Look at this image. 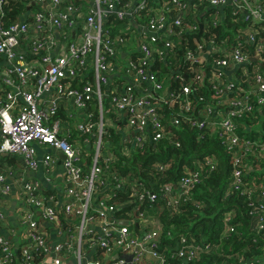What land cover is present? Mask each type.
<instances>
[{
    "label": "built area",
    "instance_id": "1",
    "mask_svg": "<svg viewBox=\"0 0 264 264\" xmlns=\"http://www.w3.org/2000/svg\"><path fill=\"white\" fill-rule=\"evenodd\" d=\"M196 3L214 10V25L230 5L231 20L245 26L232 40L210 36L176 56L175 37L197 32L200 24L207 27L197 19ZM29 5L20 20L6 27L0 22V58L6 63L0 71V156L19 157L25 168L24 176L0 161V264H191L221 252L222 240L236 229L232 210L223 215L219 242L182 235L169 262L159 221L149 222L133 208L137 202L154 203L157 194L133 184L127 203H136L120 214L112 201L125 189L124 176L107 169L117 160L113 150L137 153L184 127L196 132L197 140L214 134L230 154L226 195L246 198L252 229L260 234L264 172L253 161L264 157V0H31ZM181 59L185 71L168 75L178 85L169 88L159 65ZM60 108L66 119L58 116ZM110 129L120 140L118 148L105 143ZM171 144L179 147L180 141ZM101 158L105 167L98 164ZM217 162L214 154L194 161L196 169H187L176 186H164L159 197L173 205V188L187 194L203 167L212 169ZM15 186L23 227L17 254L1 232L7 225L1 204ZM229 257L228 264L245 263L238 252Z\"/></svg>",
    "mask_w": 264,
    "mask_h": 264
},
{
    "label": "trees",
    "instance_id": "2",
    "mask_svg": "<svg viewBox=\"0 0 264 264\" xmlns=\"http://www.w3.org/2000/svg\"><path fill=\"white\" fill-rule=\"evenodd\" d=\"M30 3L31 0H2L0 7L2 25L6 27L20 20L21 16L29 10ZM195 9L198 11L197 19L202 23H207V27L205 30L202 27L201 30L191 35L175 37L176 56L181 57L187 49H193L202 39L206 40L210 36H214L216 40L222 38L232 40L236 33L245 26V23L231 20L232 7L230 5L225 7V17L217 25L213 24L214 10L206 9V3H196ZM185 66L183 59L178 62L173 61L170 67L159 65L160 72L164 76V84L176 89L177 83L168 81V75L185 71ZM185 82L183 80V83ZM107 106L108 101L106 100L104 108ZM91 110L94 112V119L98 118L96 101L92 103ZM58 116L66 119L62 108L59 109ZM109 131L110 134L104 137L105 143L110 141L118 148L119 138L111 129ZM172 139H178L180 146L172 145ZM172 139L164 138L155 144H146L137 153L121 154L118 150H113L117 155V160L111 165L107 164V169L112 171L116 169L125 178V189L119 190L112 198L117 206V212L124 213L136 203L135 201L127 203L130 199L128 190L133 184H136L140 190L155 192L157 199L154 203L137 202L133 208H137V213L141 212L149 222L159 221L161 226L159 238H161L162 245L169 246L166 257L169 262H173L172 253L169 251L178 245V239L182 235L199 241L204 239L219 242L223 230V215L228 210H232L234 211L232 223L236 229L234 233L222 240V251L204 254L191 264H228L232 261L229 256L237 252L243 256L244 264H264V228L260 234H256L252 229L250 217L252 208L248 206V201L244 196L235 193L226 195L231 172L230 154L226 153L224 146L220 145L214 134L205 135L204 138L197 140L196 132L184 127L178 130L173 129ZM207 154L216 155L218 162L212 169L208 166L203 167L198 181L187 194L182 193L178 188H173L175 197L173 205L167 204L159 197L158 194L164 186L168 184L176 186L179 179L186 174L187 169H196L194 161ZM91 159L92 156L87 158V165L92 162ZM0 161L11 165L16 164V159L12 155H1ZM98 164L106 166L102 158ZM161 164L165 165L162 170L158 167ZM253 164L255 168L262 169L261 173L264 172V157L254 159ZM107 173L105 172L106 176ZM50 193L54 192L44 189V194ZM60 221H62V216H60Z\"/></svg>",
    "mask_w": 264,
    "mask_h": 264
},
{
    "label": "crops",
    "instance_id": "3",
    "mask_svg": "<svg viewBox=\"0 0 264 264\" xmlns=\"http://www.w3.org/2000/svg\"><path fill=\"white\" fill-rule=\"evenodd\" d=\"M6 67L5 61L0 58V71H3ZM40 149V148H39ZM40 151V150H39ZM42 153V150L39 152ZM59 157H61L59 155ZM17 162L21 163V166L17 167L16 164L15 169L17 170L18 174L25 171L24 165L22 163V160L19 157H15ZM2 164L6 163L4 161H1ZM2 166V165H1ZM60 171V170H59ZM28 174V173H27ZM25 176V172L23 174ZM41 175L38 174V177ZM57 183H60L59 179H56ZM17 186L12 190L10 197L6 200L5 204H1V208L3 209L4 213L7 217V225L3 226L1 229V232L3 235L7 236V239L11 241V244L13 245V249L15 251L14 254H17V250L19 248V241L21 240V234L23 232V227L20 226L17 220V195H16ZM47 228V231L50 233L52 239L55 241L58 240L57 233L52 230L50 226L45 225Z\"/></svg>",
    "mask_w": 264,
    "mask_h": 264
},
{
    "label": "rangeland",
    "instance_id": "4",
    "mask_svg": "<svg viewBox=\"0 0 264 264\" xmlns=\"http://www.w3.org/2000/svg\"><path fill=\"white\" fill-rule=\"evenodd\" d=\"M4 164H7V163H4ZM7 165L12 166L11 168L15 167L14 165H11V164H7ZM16 166L17 167L21 166V163L16 161ZM95 196H96V194H94V197Z\"/></svg>",
    "mask_w": 264,
    "mask_h": 264
},
{
    "label": "water",
    "instance_id": "5",
    "mask_svg": "<svg viewBox=\"0 0 264 264\" xmlns=\"http://www.w3.org/2000/svg\"><path fill=\"white\" fill-rule=\"evenodd\" d=\"M199 27H200V30H201L202 25L200 24ZM3 155H7V154L5 153V154H3ZM60 156H61V158H63V155H62V154H60ZM13 157H15V156H13Z\"/></svg>",
    "mask_w": 264,
    "mask_h": 264
}]
</instances>
